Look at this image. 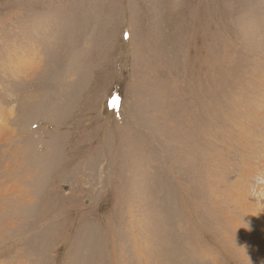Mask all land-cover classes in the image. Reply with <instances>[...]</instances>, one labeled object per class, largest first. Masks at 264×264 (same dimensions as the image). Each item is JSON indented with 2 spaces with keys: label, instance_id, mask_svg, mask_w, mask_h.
<instances>
[{
  "label": "rangeland",
  "instance_id": "1",
  "mask_svg": "<svg viewBox=\"0 0 264 264\" xmlns=\"http://www.w3.org/2000/svg\"><path fill=\"white\" fill-rule=\"evenodd\" d=\"M262 94L264 0H0V264H264Z\"/></svg>",
  "mask_w": 264,
  "mask_h": 264
},
{
  "label": "bare ground",
  "instance_id": "2",
  "mask_svg": "<svg viewBox=\"0 0 264 264\" xmlns=\"http://www.w3.org/2000/svg\"><path fill=\"white\" fill-rule=\"evenodd\" d=\"M262 95H264V94H262ZM258 113H259L258 115H260V116L264 115V100H262L259 103ZM262 118H264V116ZM262 131H264V125H263ZM262 138L264 140V137H262ZM260 153L263 155L262 159H264V143H262V147L260 146ZM261 162L263 165L264 162L263 161H261ZM246 169L248 170L249 174L246 175L243 179L244 188H242V187L239 188L240 183H242L241 178L239 179L240 183L237 184L234 188V189L240 191L239 194L244 196L245 198L242 196H239V195L234 196V204L236 205L237 210H239V213H242V212L245 213L246 212V213H249L253 216L252 222L249 224V227H251V229L253 230V233L257 232V234L260 235V237H261L260 241H261L262 238H264V169L262 170V172H263L262 182H261L260 176H259V174L261 173V172H259V171H261V168L259 170H257L254 168L246 167ZM235 182H237V181H235ZM20 185L21 186L19 189L18 196L20 195L21 198L19 196V199L22 201H26L27 196H25V193H21L23 190L22 182ZM7 191H8V189H6L5 193H7ZM236 233L240 234V231H236ZM244 241H245V239H244ZM242 242L243 241L239 242V240L237 239V240H235V242H233V244L235 246L237 243H242ZM231 245L232 244H227V246L230 248H231ZM240 246H243V245H240ZM257 247L262 253H264V244L258 245ZM238 248H240V247H238ZM241 250H245V249L241 248ZM239 253H242L244 255L248 254L246 251H241V252L239 251Z\"/></svg>",
  "mask_w": 264,
  "mask_h": 264
}]
</instances>
